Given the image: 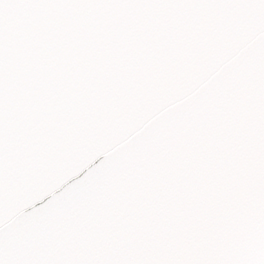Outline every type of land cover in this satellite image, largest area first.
Masks as SVG:
<instances>
[{"label":"snow or ice","instance_id":"obj_1","mask_svg":"<svg viewBox=\"0 0 264 264\" xmlns=\"http://www.w3.org/2000/svg\"><path fill=\"white\" fill-rule=\"evenodd\" d=\"M0 264H264V0H0Z\"/></svg>","mask_w":264,"mask_h":264}]
</instances>
